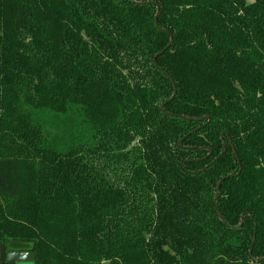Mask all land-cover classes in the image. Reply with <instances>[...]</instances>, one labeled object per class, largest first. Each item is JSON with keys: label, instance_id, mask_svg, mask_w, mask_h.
<instances>
[{"label": "trees", "instance_id": "trees-1", "mask_svg": "<svg viewBox=\"0 0 264 264\" xmlns=\"http://www.w3.org/2000/svg\"><path fill=\"white\" fill-rule=\"evenodd\" d=\"M0 248L264 264V0H0Z\"/></svg>", "mask_w": 264, "mask_h": 264}, {"label": "water", "instance_id": "water-1", "mask_svg": "<svg viewBox=\"0 0 264 264\" xmlns=\"http://www.w3.org/2000/svg\"><path fill=\"white\" fill-rule=\"evenodd\" d=\"M137 4H146V2L145 3H137ZM159 14H160V8H159V6H157V14H156V17H155V25L161 31L168 33L167 31L162 30L159 27V25H158ZM157 57L158 56H156L154 58V63L156 65H157V61H156ZM175 96H176V89H175V93H174L172 99H174ZM184 118H186V117H184ZM186 119H188V118H186ZM203 119L204 118H202V119H191V120H200V121H202ZM236 157H237V155H236ZM219 186H220V184L217 187V197H218ZM242 222H243V217H242L241 224H242ZM34 262H35V254L33 252L6 251V252H4V258H3L2 261H0V264H29V263L34 264Z\"/></svg>", "mask_w": 264, "mask_h": 264}, {"label": "flooded vegetation", "instance_id": "flooded-vegetation-1", "mask_svg": "<svg viewBox=\"0 0 264 264\" xmlns=\"http://www.w3.org/2000/svg\"><path fill=\"white\" fill-rule=\"evenodd\" d=\"M25 252H30V251H25ZM3 258H4V251L2 250V248H0V261H2Z\"/></svg>", "mask_w": 264, "mask_h": 264}, {"label": "rangeland", "instance_id": "rangeland-1", "mask_svg": "<svg viewBox=\"0 0 264 264\" xmlns=\"http://www.w3.org/2000/svg\"><path fill=\"white\" fill-rule=\"evenodd\" d=\"M29 264H32V263H29Z\"/></svg>", "mask_w": 264, "mask_h": 264}]
</instances>
